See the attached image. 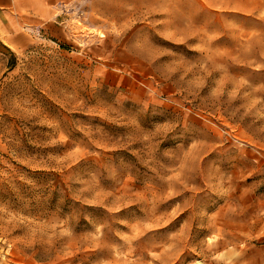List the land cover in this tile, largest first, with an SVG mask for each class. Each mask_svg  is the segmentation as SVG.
<instances>
[{
  "label": "rangeland",
  "instance_id": "374dc122",
  "mask_svg": "<svg viewBox=\"0 0 264 264\" xmlns=\"http://www.w3.org/2000/svg\"><path fill=\"white\" fill-rule=\"evenodd\" d=\"M56 14L0 74V264H264V3Z\"/></svg>",
  "mask_w": 264,
  "mask_h": 264
},
{
  "label": "crops",
  "instance_id": "0c3cea01",
  "mask_svg": "<svg viewBox=\"0 0 264 264\" xmlns=\"http://www.w3.org/2000/svg\"><path fill=\"white\" fill-rule=\"evenodd\" d=\"M79 0H0V74L3 67L8 65L17 55L30 47L35 39V28L40 26L52 27L56 20L58 6ZM256 1L257 4L264 0ZM242 7L234 9L260 10L257 7Z\"/></svg>",
  "mask_w": 264,
  "mask_h": 264
}]
</instances>
